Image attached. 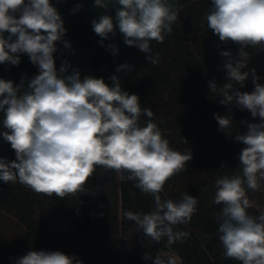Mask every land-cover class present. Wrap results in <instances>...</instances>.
<instances>
[{"label": "clouds", "instance_id": "9594fccd", "mask_svg": "<svg viewBox=\"0 0 264 264\" xmlns=\"http://www.w3.org/2000/svg\"><path fill=\"white\" fill-rule=\"evenodd\" d=\"M117 3L115 17L100 15L92 20V30L103 41L115 35L118 27L126 45L148 53V62L158 64L159 54H153L151 42L163 43L172 32L178 19L174 5L169 0ZM211 4L207 28L224 44H237L239 59L230 51H221L229 82L218 86L209 81V88L220 94L221 104L238 106L253 118L259 117V122L247 123L246 132L235 135L245 145L239 157L242 176H224L215 182L214 203L222 205L216 217L219 240L225 257L241 264H264V213H248L252 203L246 194V188L256 191L259 180L264 179V84L255 68L244 70L250 57L246 49L264 48V0H211ZM94 6L107 9L105 0H94ZM81 8L77 3L72 11ZM66 32L52 0H0V64L19 65L20 54H27L38 67L37 75L22 78L19 84L0 78V113L6 129L0 135L15 152V160L0 157V181H18L36 193L63 198L83 191L96 166L115 170L121 180L134 181L135 187L154 200L152 211H128L125 217L157 242L164 237L168 246L183 242L189 233L174 231V227L190 222L198 201L187 193L175 201L162 199L161 192L167 180L185 170L191 151L181 153L170 147L153 112L141 107L138 95L123 90L117 75L109 77L111 85L103 78L82 77L76 68L69 73L67 60L57 70L53 55L57 42L71 48L64 40ZM108 47L113 54L118 51L114 45ZM133 68L125 63L116 72ZM249 76L254 88L243 92L240 89ZM25 82L27 90L21 92ZM142 115L148 118L144 126L140 124ZM213 115L220 131L233 126L231 116ZM143 259L176 264L163 253L155 257L145 253ZM15 264L83 262L61 251L29 250Z\"/></svg>", "mask_w": 264, "mask_h": 264}, {"label": "trees", "instance_id": "16d2710c", "mask_svg": "<svg viewBox=\"0 0 264 264\" xmlns=\"http://www.w3.org/2000/svg\"><path fill=\"white\" fill-rule=\"evenodd\" d=\"M169 2L174 5L178 19L163 43L151 42L153 54H159L158 64L148 62V53L126 45L118 27L115 35L110 34L103 41L92 30V20L100 15L115 17L117 0H105L107 9L95 7L94 0H52L64 20L67 30L64 40L71 44V48H65L58 41L53 55L57 70L67 60L71 65L69 73L76 68L82 77L103 78L111 85L109 77L117 75L123 90L138 95L141 107L153 112V120L170 147L181 153L191 151L192 159L185 164V170L167 180L161 192L162 199L174 201L185 193L196 197L198 203L190 222L174 227V231H186L189 235L171 246L166 237L157 242L146 236L124 213L152 211L153 197L142 193L134 181L121 180L115 170L96 166L83 191L63 198L36 193L18 181L14 184L0 181V210L13 215L26 230L23 244L14 252L0 244V264H15L29 250L61 251L76 256L83 264H154V260L143 259L145 253L153 257L159 253L166 258L177 256L179 264H241L225 257L219 240L216 217L222 205L214 203L215 182L224 176L242 174L239 157L245 145L236 141L235 135L245 132L243 120L251 113L235 105L221 104L220 94L209 88V81L218 86L229 82L223 69L226 58L220 52L230 51L233 58L239 59V46L233 42L224 44L207 28L206 14L212 8L211 0ZM77 3L82 8L73 13ZM109 45L116 46L118 51L113 54ZM246 51L250 57L244 70L255 68L261 77L259 82L264 84V48ZM125 63L133 65V70L117 73L116 68ZM37 74L38 67L27 54H20L19 65L0 64V78L15 84ZM253 88L249 76L240 90L251 92ZM25 90L27 82L21 92ZM214 113L231 116L233 126L225 129V133L220 131ZM147 119L140 117L141 126ZM2 120L0 113V132L6 131ZM0 157L15 160L14 150L2 135ZM180 175L188 182L181 194L177 190ZM248 213L262 214L252 207Z\"/></svg>", "mask_w": 264, "mask_h": 264}, {"label": "rangeland", "instance_id": "374dc122", "mask_svg": "<svg viewBox=\"0 0 264 264\" xmlns=\"http://www.w3.org/2000/svg\"><path fill=\"white\" fill-rule=\"evenodd\" d=\"M19 15V14H17ZM257 117L252 116L243 120L245 132L247 131V123H256ZM242 176V174L236 175ZM178 193H182L188 187L187 180L179 176ZM246 188V185H245ZM246 194L252 203V208L259 212L264 213V179L259 180V188L256 191L246 188ZM25 228L21 225L13 215L6 214L0 210V244L9 252H14L19 246H21L25 239ZM176 260V264L180 263L177 256L168 255Z\"/></svg>", "mask_w": 264, "mask_h": 264}]
</instances>
